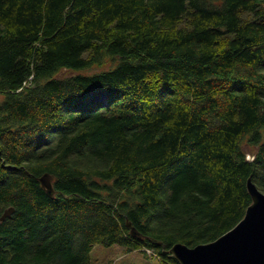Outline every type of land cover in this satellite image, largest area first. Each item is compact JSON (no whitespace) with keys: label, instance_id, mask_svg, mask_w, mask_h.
<instances>
[{"label":"trees","instance_id":"trees-1","mask_svg":"<svg viewBox=\"0 0 264 264\" xmlns=\"http://www.w3.org/2000/svg\"><path fill=\"white\" fill-rule=\"evenodd\" d=\"M250 177L264 192V0H0V264L96 243L181 264Z\"/></svg>","mask_w":264,"mask_h":264},{"label":"water","instance_id":"water-1","mask_svg":"<svg viewBox=\"0 0 264 264\" xmlns=\"http://www.w3.org/2000/svg\"><path fill=\"white\" fill-rule=\"evenodd\" d=\"M54 179L55 176L49 172L39 178L49 196L56 193ZM247 187L252 203L248 206L245 216L234 227L212 241L194 246L176 242L167 251L181 264H264V192L251 177ZM13 211V206L7 208L1 220ZM127 226L133 236L141 239L146 237L131 220H127Z\"/></svg>","mask_w":264,"mask_h":264},{"label":"rangeland","instance_id":"rangeland-1","mask_svg":"<svg viewBox=\"0 0 264 264\" xmlns=\"http://www.w3.org/2000/svg\"><path fill=\"white\" fill-rule=\"evenodd\" d=\"M94 98H98L97 96ZM249 156L253 155L249 146H245ZM91 264H168L155 255L154 250L146 253L140 249L128 250L122 244L105 245L96 243L91 251Z\"/></svg>","mask_w":264,"mask_h":264}]
</instances>
